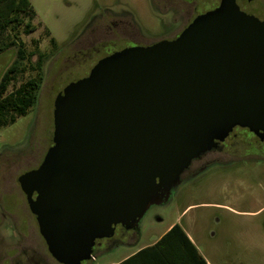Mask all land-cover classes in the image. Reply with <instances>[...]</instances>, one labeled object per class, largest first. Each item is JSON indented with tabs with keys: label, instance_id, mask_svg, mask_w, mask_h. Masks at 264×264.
<instances>
[{
	"label": "water",
	"instance_id": "water-1",
	"mask_svg": "<svg viewBox=\"0 0 264 264\" xmlns=\"http://www.w3.org/2000/svg\"><path fill=\"white\" fill-rule=\"evenodd\" d=\"M52 119L42 162L17 181L51 258L81 264L234 127L264 138V21L220 0L173 40L100 59Z\"/></svg>",
	"mask_w": 264,
	"mask_h": 264
},
{
	"label": "rangeland",
	"instance_id": "rangeland-1",
	"mask_svg": "<svg viewBox=\"0 0 264 264\" xmlns=\"http://www.w3.org/2000/svg\"><path fill=\"white\" fill-rule=\"evenodd\" d=\"M29 1L35 12L30 22L35 30L23 33L28 22L23 17L17 34L8 30L1 41L4 46L15 37L17 46L23 43L25 57L6 94L29 79L41 77L35 104L15 123L0 128V237L4 245H15L17 237L6 218L7 211L13 209L10 204L24 207L26 204L17 178L36 169L52 144L53 102L57 94L69 83L86 77L109 51L129 46V42L142 44L164 39L181 29L179 22L175 21L176 15L167 13L164 0ZM218 2L171 0L170 6L183 9L180 16L188 18L193 17L195 9H200L203 4L211 7ZM237 4L245 13L264 21V0L250 3L237 0ZM17 46L11 45L0 52V79L16 60ZM240 174L246 176L247 169ZM237 187L244 190L243 185ZM231 191L221 184L220 179L183 182L172 189L166 199L150 205L135 229L125 230L117 226L111 238L99 241L101 246L94 248L93 259L81 264L116 262L129 251L131 244L150 242L175 220L176 224L193 234L212 264H264V208L261 209L264 195L259 202H254L240 196V191H235V188ZM205 203L226 204L242 214L236 216L212 207H202ZM254 212L257 213L243 214ZM19 214L31 223L28 211L23 210ZM37 240L42 241L40 238ZM15 251H12V256L16 255ZM38 251L43 258L37 264H58L48 254L46 246L43 250L38 248ZM25 256L21 257L22 264H35L36 260H32L30 255Z\"/></svg>",
	"mask_w": 264,
	"mask_h": 264
},
{
	"label": "flooded vegetation",
	"instance_id": "flooded-vegetation-1",
	"mask_svg": "<svg viewBox=\"0 0 264 264\" xmlns=\"http://www.w3.org/2000/svg\"><path fill=\"white\" fill-rule=\"evenodd\" d=\"M164 1L168 8L167 13L170 16L176 15L177 19H175V21L176 23L179 22V24L181 25V29L177 32H173L167 38L160 39L154 42H146L142 44L129 42L127 44L130 45H125V48L134 46L145 47L155 44L162 40H173L177 38L180 33L198 15L213 10L218 6L220 2L219 0L216 5H212L211 7H208L207 5L203 4L200 9H195V15L193 17L190 16L188 18H183L182 16H180V14L183 13V9H173L172 6H170L171 0ZM124 47L118 50L113 49V51H109L107 54H105L104 57L116 51L122 50L124 49ZM263 167L264 138H260L259 135L251 132L247 128L234 127L232 131L229 132V134L222 141L216 142L215 147H213L209 151H206L204 154L191 161L189 166L183 171L180 176V184L183 182L186 183L192 179H216L217 181L220 179L221 184H225V186L229 188L230 192H233L231 190L235 188V191H240V196H243V198L245 197L248 200L254 202H257L258 200L259 202L260 197L264 195ZM243 169H247L246 176L240 174V171H243ZM17 184L19 186L18 181ZM239 184L243 185L244 190H240V187H237ZM19 189L22 192L20 186ZM22 194L24 195L26 201L25 207L24 205H22V207L16 203H11L10 205L13 209L7 211L6 214V218L9 219L10 225H12L17 237L15 245H4L5 242L0 237V264H22L21 259L23 258L22 256L25 255H30L32 260H36L35 264L39 263L43 258V254L41 253V251H38V248L43 250L45 243L39 234L36 218L30 212L26 196L23 192ZM23 210L26 213L28 211L31 217V223L30 220L27 221L25 220V218L20 216L19 212H23ZM35 236L37 237L35 238ZM38 238H40L42 241H38ZM99 241L101 240H98L96 242L95 248H100L101 243ZM13 250H16L15 256L11 255V253H13Z\"/></svg>",
	"mask_w": 264,
	"mask_h": 264
},
{
	"label": "trees",
	"instance_id": "trees-1",
	"mask_svg": "<svg viewBox=\"0 0 264 264\" xmlns=\"http://www.w3.org/2000/svg\"><path fill=\"white\" fill-rule=\"evenodd\" d=\"M34 16L35 12L29 0H0V52L11 45L17 46L15 37L4 46L1 45V41L8 30L14 32V35L17 34V30L22 26L23 17L28 19L23 33L29 34L35 30V26L30 23ZM17 55L16 60L0 79V128L15 123L17 118L24 116L28 112L37 100V93L41 83V77L38 76L27 80L18 89L6 94L9 84L14 79V74L19 70L21 62L25 59L22 42L17 46ZM39 66L38 63V68ZM169 241H173L174 246L183 247V253L192 255L198 264H205L178 224L173 225L154 248Z\"/></svg>",
	"mask_w": 264,
	"mask_h": 264
},
{
	"label": "crops",
	"instance_id": "crops-1",
	"mask_svg": "<svg viewBox=\"0 0 264 264\" xmlns=\"http://www.w3.org/2000/svg\"><path fill=\"white\" fill-rule=\"evenodd\" d=\"M263 205L264 204H262L261 209L264 208ZM189 207H192V205ZM202 207H212L220 211H226L227 213L236 216H239L238 214H242L237 213L232 207L226 204L205 203L202 205ZM257 212L243 214L255 215ZM176 222L177 220H175V222H172L163 233L153 238L148 243L137 244L138 242H136L135 244H131L128 252L122 254L116 262H110L108 264H198L192 255H190L189 253H183V247L181 248L179 246H174L173 241H169L168 243L154 248L159 240L170 230L173 225L176 224ZM180 227L190 243L196 248L198 254L204 260L205 264H212L210 260H208L203 254L193 234L186 227Z\"/></svg>",
	"mask_w": 264,
	"mask_h": 264
}]
</instances>
